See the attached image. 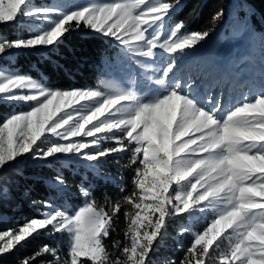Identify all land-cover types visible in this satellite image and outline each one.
<instances>
[{
    "label": "snow or ice",
    "instance_id": "snow-or-ice-1",
    "mask_svg": "<svg viewBox=\"0 0 264 264\" xmlns=\"http://www.w3.org/2000/svg\"><path fill=\"white\" fill-rule=\"evenodd\" d=\"M179 3L104 0L61 14L56 7H34L32 0H0V24L26 16L51 25L27 39L0 38V54L55 49L66 33L88 29L114 41L128 64L140 69H149L160 54L166 57L147 77L159 94L144 96L134 88H50L18 70H0V100L31 105L0 120V169L29 155L34 160L65 155L98 162L129 150L131 163L138 165L134 190L123 198L134 209L125 212L130 242L116 245L120 256L115 260L104 240L121 205L105 211L94 201L73 214L44 201L40 217L0 231V256L51 230L68 234V264H149L166 218L211 210L215 218L195 235L181 264H209L214 253L217 264H264V91L226 110L222 97L193 98L191 85L175 75L177 58L206 41L210 32H184L180 21L164 34L165 22ZM222 15L218 12L213 19ZM104 142L114 146L103 147ZM57 181L64 183L59 177ZM44 253L55 256L56 249L44 245L22 264H32Z\"/></svg>",
    "mask_w": 264,
    "mask_h": 264
},
{
    "label": "trees",
    "instance_id": "trees-1",
    "mask_svg": "<svg viewBox=\"0 0 264 264\" xmlns=\"http://www.w3.org/2000/svg\"><path fill=\"white\" fill-rule=\"evenodd\" d=\"M231 6L236 9L233 10L235 14L230 22L243 17L255 35L264 37V0H180L172 10L170 20L174 23L183 21L184 29L190 32L207 30L211 34L223 23L224 12ZM218 12L223 15L214 20L213 17ZM0 33L7 39H14L17 30L14 24L1 25ZM118 49L110 39L100 34L89 32L87 29H77L66 33L59 47L46 53L33 50L0 56V66L15 68L47 87L83 88L93 86L98 81L103 74L104 62L111 59ZM10 107V104L0 102V120L9 112ZM108 159L112 164L103 171L107 175L118 177L114 182L102 181L95 176L89 179V170L86 172L83 167L74 163L67 166L61 164L58 174L47 166H23L19 171L13 168L6 170L4 175L8 177V195L6 198H0V215H7L9 218L0 219V231L15 225L21 226L31 218L38 217L37 208H40L44 201L58 200L64 206L77 207L82 203L81 188L88 187L87 190L95 204L103 207L105 211H110L111 206L117 202L121 205L120 212L113 219L110 234L104 240L110 259L114 260L120 255V248L116 245L119 244L122 248L124 244L129 243V239L125 237L129 225L125 212L134 210L123 198L134 190L132 170L135 166L127 163V167H124L125 159L120 160L119 155ZM36 175H41L42 178ZM50 176H58L64 181L63 186L66 188L58 195L44 179ZM44 233L39 232L10 253L0 256V264H22L25 258L34 256L44 245L56 249V255L44 253L36 257L32 264H68V250L63 238L56 234ZM179 243V249H161L160 253L165 255L164 264H181L185 259L192 238L184 233Z\"/></svg>",
    "mask_w": 264,
    "mask_h": 264
},
{
    "label": "rangeland",
    "instance_id": "rangeland-1",
    "mask_svg": "<svg viewBox=\"0 0 264 264\" xmlns=\"http://www.w3.org/2000/svg\"><path fill=\"white\" fill-rule=\"evenodd\" d=\"M99 2H104V0H32V5L34 7H56L61 10L62 14L85 4ZM234 9L236 8L231 6L229 10L224 12L225 19L223 23L218 26L215 32L209 35L206 41L198 45L188 55L177 58V67L175 69V75L180 77L185 84L191 85V95L193 98L202 102L209 95L213 98L222 97L223 108L225 110L235 106L236 103L241 102L245 96L251 99L260 91H264V37L255 35L247 25L246 19L243 17L235 18L233 22H230L232 19L231 17L235 14V11L233 12ZM171 13L165 22L164 28L162 29L164 34H167L176 24L170 20ZM59 18L60 16L52 17L54 20ZM11 24H14L17 30L15 38L24 39L38 34L40 31L46 30L51 26L50 21L39 17L26 16H20ZM1 25L7 24H0V26ZM88 31L92 32L90 30ZM183 31L190 32L186 29H183ZM0 38L6 37L0 33ZM112 42L118 46L114 41ZM118 48L119 49L112 55L111 59L104 62L102 68L103 74H101L98 81L93 86L83 88L100 89L102 91H109L111 87L134 88L137 94L141 96L159 94L158 92L160 90L155 85H151L148 82L147 77L154 75L153 69L162 67L166 57H164L163 54L158 55L155 61L149 62L151 67L144 70L136 66L129 65L126 55L119 46ZM33 50L46 53L47 51L54 49L34 48L10 50L5 54ZM5 54H0V56ZM0 70L10 71L17 69L0 66ZM133 77H135L136 80L135 84L132 83ZM35 81L44 85L38 80ZM0 102H5L11 106L9 112L4 117L14 111H27L31 107L30 104L24 102H7L2 100H0ZM112 146L114 145H112L111 142H104L103 144V147ZM118 155L120 160L125 159L123 164L124 167H127V163L135 166L133 170L131 169L133 176H135V169L138 165L131 163L133 156L131 150L127 152H120L109 157ZM108 158L98 162H90L76 156L65 155H59L54 158H49L48 160H34L30 155L20 157L13 164L0 169V198H6L8 195L6 191V181L8 177L4 175L6 170L13 168L19 171V169L23 166H47L52 168L53 171L58 174L61 164L67 166L69 163H74L83 167L86 172L89 170L91 176L88 177L87 174H84V176H87L89 179L95 176L97 178H101L102 181L107 180L114 182L118 177H113L109 174L107 175L103 171L107 166L112 164L109 163ZM36 177L42 178L41 175H36ZM57 178L58 176L44 177L45 181L55 189L56 195L60 194L62 190L66 188L63 184L58 183ZM149 178L151 177L149 176ZM87 188L88 187L81 188L82 203L77 207L64 206V204L60 203L58 200L49 203L52 205L53 209L59 208L69 214H73L80 207L93 202V198L90 196ZM53 198L55 199L56 197ZM45 210L46 209H44L43 204L40 208H37V213L39 214L38 217H40L42 212ZM215 216L216 213L209 210L204 213H194L192 215L180 214L166 218V227L163 229L162 237L158 238V240L154 243L153 251L150 254L149 264L157 262L164 264L163 258L165 255L160 253L162 248H181L178 244H180V237H182L184 233L190 236L193 242L195 235L203 232L210 225ZM8 218L9 216L7 215H0V219L2 220H6ZM151 219L154 220L155 216L151 217ZM146 226L147 225L145 224V227ZM19 227L20 226L15 225L12 229H18ZM143 230L144 227L141 228V231ZM44 232V235L56 234L61 236L69 253L70 238L66 232L53 233L51 230H44ZM226 247L227 241L225 240V242L221 245L220 250L222 251ZM217 255L218 253L213 254L209 264H217ZM119 256L120 255L117 257Z\"/></svg>",
    "mask_w": 264,
    "mask_h": 264
}]
</instances>
